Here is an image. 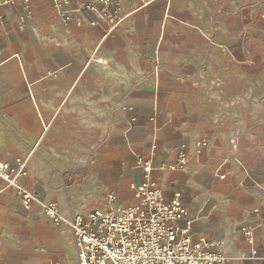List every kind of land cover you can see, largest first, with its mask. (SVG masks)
Returning <instances> with one entry per match:
<instances>
[{
	"label": "crops",
	"instance_id": "1",
	"mask_svg": "<svg viewBox=\"0 0 264 264\" xmlns=\"http://www.w3.org/2000/svg\"><path fill=\"white\" fill-rule=\"evenodd\" d=\"M83 1L64 8L69 21L55 0H32L31 16L18 0L0 5V163L23 158L15 155L38 140L37 153L63 149L67 135L103 150L80 195L65 201L29 172L37 155L26 160L20 182L58 203L65 230L44 218L26 239L34 219L0 178V264H25L28 248L26 264H78L77 213L138 203L131 187L145 178L137 157L160 168L181 149L184 169L153 172L167 200L180 195L187 217L179 225L189 221L193 239L215 244L232 264H264V117L255 74L239 67L254 55L237 35V14L263 0H124L117 25L82 11Z\"/></svg>",
	"mask_w": 264,
	"mask_h": 264
},
{
	"label": "built area",
	"instance_id": "2",
	"mask_svg": "<svg viewBox=\"0 0 264 264\" xmlns=\"http://www.w3.org/2000/svg\"><path fill=\"white\" fill-rule=\"evenodd\" d=\"M28 15L33 14L32 0H18ZM54 1V0H53ZM124 0H89L80 3L82 11L97 14L110 25L122 23ZM9 0H0V5ZM60 17L69 21L64 11L71 0H55ZM93 26L96 21L90 22ZM81 26V23H77ZM125 111L132 110L130 107ZM135 120V118H132ZM187 152L181 149L176 161L156 168L150 158L138 156L137 161L143 171L144 180L134 184L133 196L139 201L127 207L112 210L94 209L88 213H77L70 222L78 252V264H232L231 259L208 241H195L191 236L190 222L181 227L187 212L180 195L167 200L161 183L153 177V172L181 171L188 163ZM28 174L24 159L0 163V178L15 188L23 206L31 208L39 205L44 215L55 225L65 220L58 203L40 199L38 192L29 190L20 182ZM109 201L116 197L113 192ZM246 236L251 230L244 229ZM256 254V252H254Z\"/></svg>",
	"mask_w": 264,
	"mask_h": 264
},
{
	"label": "rangeland",
	"instance_id": "3",
	"mask_svg": "<svg viewBox=\"0 0 264 264\" xmlns=\"http://www.w3.org/2000/svg\"><path fill=\"white\" fill-rule=\"evenodd\" d=\"M237 35L247 41L244 45L254 55L247 60L242 58L243 60L239 61V67L240 69H249L255 74L257 114L259 117H264V0L261 6L253 5L250 10L237 14ZM211 68L215 69V64H212ZM38 141L35 143L34 148L23 154H16L15 157H23L21 159L26 161L30 155H37L36 161L32 164L29 163V172H35L39 180L49 181L53 185L55 192L60 191L64 201L70 199V195L77 198L82 190L81 182L84 181L83 179L99 168L98 161L103 156V150L98 145L92 148H84L79 143L80 140L76 139L74 135H67L63 149L37 153L36 145ZM18 142L23 145L22 143L25 141ZM111 173L117 175L118 167L114 166L111 168ZM37 190L41 195L43 194L40 189L37 188ZM78 201L80 206L86 205V201L83 199H78ZM22 209L24 214L26 213V215L34 219L33 221L29 220V223L24 227L23 234L26 239L31 237V233H33V223L43 221L44 218L46 223L50 222L49 219H46L47 217L41 216L43 208L39 205ZM68 222L65 220L62 223V229L65 230L67 228ZM9 236L16 239L19 235L10 233ZM26 250L32 253L30 255L26 254L25 264L29 259H32L34 252L33 248ZM10 253L16 259L15 261H23L24 255L19 251L10 250Z\"/></svg>",
	"mask_w": 264,
	"mask_h": 264
},
{
	"label": "bare ground",
	"instance_id": "4",
	"mask_svg": "<svg viewBox=\"0 0 264 264\" xmlns=\"http://www.w3.org/2000/svg\"><path fill=\"white\" fill-rule=\"evenodd\" d=\"M26 164H27V162H26Z\"/></svg>",
	"mask_w": 264,
	"mask_h": 264
}]
</instances>
